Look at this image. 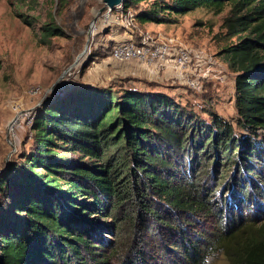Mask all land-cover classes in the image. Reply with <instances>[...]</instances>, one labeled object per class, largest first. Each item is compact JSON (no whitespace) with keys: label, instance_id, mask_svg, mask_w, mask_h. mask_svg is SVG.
<instances>
[{"label":"trees","instance_id":"trees-1","mask_svg":"<svg viewBox=\"0 0 264 264\" xmlns=\"http://www.w3.org/2000/svg\"><path fill=\"white\" fill-rule=\"evenodd\" d=\"M140 2L147 6H139ZM121 4L123 11L133 9L139 21L156 23L197 8L220 13L229 6L224 27L237 40L222 51L228 67L236 73L239 124L254 136L259 128L264 129V0H122ZM140 82L119 93L94 85L74 88L66 95L69 100L60 98L39 111L32 125L33 149L0 172V264L82 260L83 249L91 251L94 245L69 225L71 211L98 208L102 197H114L118 204V198L128 190L130 193L132 187L146 199V191L164 199L168 210L207 209L223 216L225 209L226 223L209 240L200 234L183 237L187 228L171 233L180 242L172 246L182 249L184 264H202L208 249L223 252L228 264H264V177L260 178L264 139L257 143L246 134H236L231 123L210 111L209 121L200 118L175 101L159 82ZM59 140L73 143L79 152L105 163L87 168L64 163L54 149ZM209 154L217 155L224 167L233 162L229 185L233 186L225 204V198L210 201L192 180L191 156L202 155L207 165ZM177 158H181L180 164ZM184 158L190 167H182L179 176L190 180L175 184L177 167L184 165ZM65 165L74 170H66L69 167ZM126 173L131 180L119 189L118 180ZM90 184L97 191L87 186ZM121 189H126L123 194ZM196 192L199 195L193 201ZM84 196L94 201H80ZM249 208L252 213L247 216ZM147 209L156 213L154 208Z\"/></svg>","mask_w":264,"mask_h":264},{"label":"rangeland","instance_id":"rangeland-1","mask_svg":"<svg viewBox=\"0 0 264 264\" xmlns=\"http://www.w3.org/2000/svg\"><path fill=\"white\" fill-rule=\"evenodd\" d=\"M103 6L102 0H0V172L20 154L33 149L32 125L41 109L60 98L61 101L69 100L66 95L70 90L88 85L119 93L123 87L140 81L159 82L162 85H158L168 88L165 90L175 101L200 118L209 121L210 111L231 123L236 134H246L257 143L264 139V129L259 128L254 136L239 124L235 106L236 73L228 67L222 51L237 40V36L229 34L224 27L229 6L220 13L197 8L173 16L165 23L141 22L135 16L128 27L116 26L93 34V25L107 11L106 8L96 15ZM139 6L145 7L147 3L140 2ZM121 11L116 7L109 15L115 16ZM122 15L127 24L135 11L129 9ZM47 27L56 30L49 32ZM120 38H131L137 43L166 41L177 48L187 47L192 61L183 72L172 65L155 67L135 61L116 63L109 57V52L115 39ZM188 79H196L197 87L191 88ZM89 145L95 144L89 142ZM54 149L64 163L74 166L87 168L101 162L79 152L73 143L55 141ZM191 159L190 171L197 187L203 190L206 198L210 197V201L225 198V204L233 186H229L234 174L233 162L228 161L224 167L215 154L207 156V165L202 155H192ZM176 161L180 164L181 158ZM187 162L184 158V165L177 167L178 176L185 169L182 167H190ZM260 170L261 178L264 177V165ZM128 175L126 173L118 180L119 189L127 179L131 180ZM186 179L190 180L179 176L173 183L188 184ZM136 180L139 184L138 177ZM87 186L92 187V184ZM92 189L97 191L95 186ZM141 195L132 187L130 193L128 190L118 198V204H114V197H102L103 204L98 208L88 207L78 213L71 211L69 225L79 229L94 247L91 251L83 249L82 260L72 258L61 264H184L181 259L186 258L184 252L172 246V243L180 245V242L171 233L187 228L191 235L184 231L183 237L204 235L205 240H209L218 234L220 226L228 219L225 209H222L223 216L207 209L178 212L169 208V211L167 204L163 205L164 199L154 193L146 191L144 195L148 199ZM198 195L199 192L194 193L191 200L195 201ZM81 200H86L85 203L94 201L87 196ZM147 208H154L156 213H150ZM245 212L247 216L251 215L252 208ZM207 252H211L210 249ZM218 252L219 264H228L223 252Z\"/></svg>","mask_w":264,"mask_h":264},{"label":"built area","instance_id":"built-area-1","mask_svg":"<svg viewBox=\"0 0 264 264\" xmlns=\"http://www.w3.org/2000/svg\"><path fill=\"white\" fill-rule=\"evenodd\" d=\"M117 8L118 10H121L122 4H119ZM110 12L111 9L107 8L104 15L95 22L92 30L93 34L97 33L98 30H104L106 28L110 29L116 26L128 27L136 18L135 15H132L129 23L125 24L124 16L122 15L123 11L115 16H110ZM115 40V43L112 44L109 57L116 63L126 64L135 61L145 65L150 64L155 67L157 65H172L177 69H181V72H183V69L188 67L192 61V55L189 48H177L175 45H171L170 42L160 41L158 43H137L131 38H120ZM195 80L196 79L187 80V83L191 88L197 87V82Z\"/></svg>","mask_w":264,"mask_h":264},{"label":"clouds","instance_id":"clouds-1","mask_svg":"<svg viewBox=\"0 0 264 264\" xmlns=\"http://www.w3.org/2000/svg\"><path fill=\"white\" fill-rule=\"evenodd\" d=\"M220 253L213 249L204 256L202 264H219Z\"/></svg>","mask_w":264,"mask_h":264},{"label":"water","instance_id":"water-1","mask_svg":"<svg viewBox=\"0 0 264 264\" xmlns=\"http://www.w3.org/2000/svg\"><path fill=\"white\" fill-rule=\"evenodd\" d=\"M102 2L104 3V6L100 9H98L97 14L101 13L103 10H105L106 8L109 9H114L115 7H117L119 4H121L122 0H102ZM89 36V35H88Z\"/></svg>","mask_w":264,"mask_h":264},{"label":"crops","instance_id":"crops-1","mask_svg":"<svg viewBox=\"0 0 264 264\" xmlns=\"http://www.w3.org/2000/svg\"><path fill=\"white\" fill-rule=\"evenodd\" d=\"M175 78H179V77H175Z\"/></svg>","mask_w":264,"mask_h":264}]
</instances>
